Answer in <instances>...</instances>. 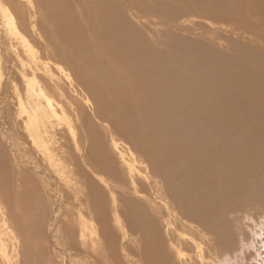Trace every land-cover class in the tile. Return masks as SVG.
I'll list each match as a JSON object with an SVG mask.
<instances>
[{
	"label": "bare ground",
	"instance_id": "bare-ground-1",
	"mask_svg": "<svg viewBox=\"0 0 264 264\" xmlns=\"http://www.w3.org/2000/svg\"><path fill=\"white\" fill-rule=\"evenodd\" d=\"M65 1L75 2L0 0V264L233 263L232 256L244 241L243 229L236 224L231 230L219 212L248 194L242 191L236 197L231 182L234 186V181L239 182L242 190L250 187L249 191L255 183L246 187L240 181L246 180L243 174L227 169L199 178L195 162L177 163L167 178L157 175L171 177V187L182 196V204L173 203L169 194L162 199L154 196L151 209L144 207V196L136 191L135 183L147 182V166L138 161L137 146L110 134L106 145L102 133L110 122L118 124L120 107L113 102L119 94L121 102L128 103L126 111L121 108L122 116L133 113L126 94L137 81L115 69L109 75L107 57L98 55L94 62L88 50L72 48V31L77 27ZM79 1L83 7V0ZM90 1L86 0L90 9H98L92 11L93 17L108 13L123 17L112 29L117 36L130 35L139 44L133 29L122 20L126 11L130 13L124 0L93 6ZM207 1H220L217 8L228 9L232 15L238 8V0ZM249 17L264 20V0H249ZM263 38L264 34H254L249 42L254 45ZM73 40L80 43L76 36ZM184 49L189 55L194 46ZM145 70L156 69L148 66ZM141 80L151 86L159 84L156 78ZM163 97L165 106L176 99L171 92ZM91 101L106 115H91ZM168 112L161 111L160 116ZM147 124L152 130L167 128ZM136 125L133 121L135 134H144L142 124ZM126 135L133 138L132 130ZM93 148L103 166H96ZM111 179L131 193L110 186ZM153 208L163 212L160 223L149 215ZM256 263L264 264V257Z\"/></svg>",
	"mask_w": 264,
	"mask_h": 264
},
{
	"label": "rangeland",
	"instance_id": "rangeland-1",
	"mask_svg": "<svg viewBox=\"0 0 264 264\" xmlns=\"http://www.w3.org/2000/svg\"><path fill=\"white\" fill-rule=\"evenodd\" d=\"M74 1L76 3H63L77 27V31L72 32L80 41L73 40L75 36L72 35V48L88 50L94 62L98 55L107 57L109 75L115 69L124 73L126 79L137 81L126 94L133 113L122 116L121 108L126 111L128 103L121 102L123 95L119 94V99L113 102L120 107L118 124L110 122L108 129L102 127V133L106 145L110 134L122 138L128 145L137 146L138 161L147 166V182L135 183L136 191L144 196V207L151 209L154 196L162 199L169 194L173 203L182 204V196L171 187V177L165 179L173 164L195 162L199 178L218 175L214 170L241 173L246 177L240 180L242 184H248L246 187L252 183L256 185L249 191L250 187L242 190L239 182L234 181L237 188L231 182L229 187L237 192L236 197L244 191L248 194L243 195L244 201L241 195V201L235 199V203L223 207L219 213L231 230L236 224L243 229L241 239L244 241L238 245L231 264H258L257 260L264 257V200L259 198L263 196L264 199V190L260 191L264 189V38L254 45L249 38L264 34V22L256 17L250 20L249 0H238L234 15L228 9L217 8L220 1L124 0L130 6V13L126 11L128 15L122 20L133 29L139 39L138 45L130 35L117 36L112 29L123 17L109 13L93 17L92 11L98 12L97 8L91 10L86 0L81 1L83 7L79 0ZM100 3L107 5L108 2L91 0L90 6ZM189 44L194 50L187 55L184 48ZM148 66L156 70L146 71ZM148 78H156L159 84L151 86L141 80ZM168 92L176 99L172 105L165 106L163 96ZM91 104V115H106L96 101ZM166 110H169L167 117L160 116V112ZM133 121L136 126L142 124L144 134H135ZM147 122L160 129L161 126L167 128L152 130L148 124L145 126ZM121 126L123 132L116 128ZM130 130L133 138L126 135ZM93 151L96 166H103L97 160L95 148ZM169 154L174 155L167 157ZM239 168H244L243 172L236 170ZM108 182L110 186H118L121 193H131L112 179ZM167 204L171 207L169 202ZM173 210L181 217L179 209ZM162 213L161 209L149 210L151 219L159 223Z\"/></svg>",
	"mask_w": 264,
	"mask_h": 264
}]
</instances>
